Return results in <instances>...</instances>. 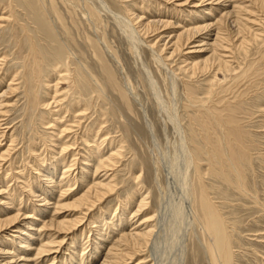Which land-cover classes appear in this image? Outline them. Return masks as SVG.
Wrapping results in <instances>:
<instances>
[{"label": "rangeland", "instance_id": "rangeland-1", "mask_svg": "<svg viewBox=\"0 0 264 264\" xmlns=\"http://www.w3.org/2000/svg\"><path fill=\"white\" fill-rule=\"evenodd\" d=\"M58 1L59 0H57V9L59 11V14L62 16L61 23H63V25L65 26L64 28H67L68 30H70L69 34H67L65 36L61 35L62 33H61L60 29H59V31H60L59 33H57V31L52 30V29L49 30L50 29L49 20L46 19L45 17H43L41 13H39L40 10L38 8V3L36 5V2L34 0H0V77H1L0 78V80H1L0 81V97H1V94L5 93V92L7 93L9 91V93L4 95V98L3 97L0 98V104L2 106L1 111H0V115L3 116L5 114L3 117L0 116V118H1L0 119L1 120L0 121V133L3 134L5 131V133L3 135L0 134V136L2 137V138L0 137V142L2 141L0 143L1 144L0 145V156L4 155L3 158L0 157L1 158L0 159V164H1L0 166L5 168L3 171L0 167V173L1 172H2L1 174L6 173L5 176L4 175L1 176V174H0V181H1L0 182L1 183L0 184L1 185L0 186V191H1L0 192V200H1L0 201V208H1L0 212L5 213V215L2 213L0 214V220H4V219L8 218V216H9V218H12V217L15 218V215L16 216L20 215L19 219L16 222H14L15 224L13 223L11 226H9L8 230H4V235L5 234L6 235H5V239H3V240L6 244L2 243L3 240H0V242L2 241L1 244H4V249H7L9 252H11V254L8 255V257L14 256L17 252L15 250H18L21 247L20 244H18V240L15 237H17V235L19 234V229H23L24 223L26 221H29V220H23V217L29 218V215H30V218L34 219V222L32 221L33 222L32 227L34 229L29 231V232H32V231L35 232L39 228H41L38 230V233H37V234H40V236H41L40 240L43 241L46 238L52 239V236H53V240H55V243L57 244V245L54 244L53 246L48 247V249H51V248L53 249L54 247L55 248L53 250L51 249V251H49V253L45 254V256L43 255L45 258H43V256H42L41 258L38 259V261H35L34 263H30V264H53V263L54 264H56V263L57 264L58 263L59 264H62V263L66 264L65 260L68 262L67 264H75L78 261L79 262L77 264H79V263L80 264H86L87 262H88L87 264H100V262L103 259V255H105L106 252L109 250L112 242L117 239V236L115 239V237H114L115 235H117V234L120 235L122 231L127 232L128 230L132 229L134 225L136 226V227L134 226L135 228H137L138 225L139 226L143 225V224H141V222L143 220H144V222L146 221V224H145L146 226L148 224H149L148 225L149 227L154 225L153 221L157 218L156 215H155L156 218H154L153 221L151 220L150 223L147 222L148 221L147 219L150 218L154 214L153 211H155V208H154L155 206H152V205H155L158 198H159V201L162 202V203H160V205H161L160 206L161 217H163V219L165 218L164 220L162 219V222H163L162 224L167 225V223L169 222L167 220L168 219L172 220V216H170V214H171V211L173 208V201L172 200L174 198V192H175L173 189L174 188L173 187L174 182L172 181L173 177L171 175V173H172L171 163H172V158L175 155L176 148L179 145V138H180L179 132H180L182 134V136H184L183 138H185L186 144L188 143L187 147H188V150L191 151L190 153L192 154V152H193V154H192L193 157L195 156L194 157L195 159H197V157H198L200 159V160L197 159L198 163L200 165L203 164L201 166L202 168L205 169V170L202 169L203 170L202 172L205 176V177L203 176V178H204L203 183L205 184L204 185L205 187L207 186L206 189H208L207 192L209 193L208 194L209 200H210L209 203L213 204V202H214V204H215L214 206H216L218 208V210L220 211L221 215L224 216L225 221L227 220L226 221V223H227L226 225H228L227 226V230H228L227 233H228V236L231 235V237H232V238L230 237L231 239L229 238L230 244H231L230 250H231V254H233V256L231 255L232 257L230 256L231 257L230 260H232L231 263L232 264H264V211H263L264 210V14L260 11H255L254 14L252 15L254 17V23L255 24L254 23L250 24L249 27L251 28V31H253L256 38H255V40H252L253 38H250V37L246 38V40H245L246 41V51L245 52L238 48L237 40L239 38L236 39L234 34H232L231 36L229 35L230 40H232V42L234 40V42L233 43L231 42L232 44H230L227 47L228 51H225L226 53H224L225 57L223 58V60L225 62L227 61L226 62L227 64L225 63V68H223V67L216 68L214 66V68L213 67L212 68L213 69L216 68V70H213L212 68H210L207 71L206 70L205 71L200 70V71L195 72L194 74H191V70H188V63H187L188 60L185 61L186 60L185 58L186 57L189 58V57H191V55L186 56L185 55L186 50H183L184 53L181 51V52H175L173 54H170L171 50L169 48L163 50V48H162L163 42L161 43L159 37H157L158 39L156 38V35L149 34L147 36H141L143 41L147 42L148 44H151L152 42L155 43L156 44V45H154L155 51L157 52L158 55H160L165 60L164 63L166 66L164 68V66L159 65L154 61V59L152 58L148 49H145V47L142 48V55H141L142 56V63L145 66H147V68L151 72L153 78L155 79L156 85H157L155 87L154 85H151V84L149 85L150 81L146 78V74L144 72L142 63H140V61H137V62L134 61L133 57L131 56V53L127 49L126 43L121 40V37L119 35L117 28L115 27L114 23L110 19L105 18V17H97V16L94 17L92 13L90 16L88 14V11H87L88 10L87 6L84 5L81 0H67V1L65 0L63 2H61V1L58 2ZM105 1L107 2L108 5L111 6L113 11L116 10V13L120 11L118 14L120 16L122 15V17L125 19L127 18V19L131 20V18H132V20H133V17L138 15V17H140L142 20L141 22H145L146 21L145 18H148V17H154V18H150V19H157L158 18L157 20L169 22L170 24H172V26H174V27L176 26V28L171 27L170 29H167L163 33H168L171 36H173V34L175 35L178 32L177 27H181V26L183 27L184 25H185V27H187V25H190L189 23L187 24V22H190L191 20H189V19H192L194 16L193 13L191 12L192 9H193V11H195V7H190V6H192V4L187 5V8L185 6V8L182 7V9H181V7H179V4L177 2H173L174 4L172 5L171 4L172 1L171 2L169 1V3H168V0H166V1L165 0H105ZM136 4H137V6H136ZM229 4H231V6H232L234 4V1L229 2ZM229 4L225 2L223 4L225 6V8L224 9L219 8L218 14L221 15V13H223V11H229L230 10ZM248 4L249 3L246 0L244 5L246 6ZM226 6H227V9H226ZM177 8H179V9H177ZM214 8H218V7L213 6L212 9H214ZM187 9L190 10V12ZM163 10H164V12H161ZM178 10H179V12H178ZM12 11H13V13H12ZM126 11L130 12L131 13L130 15H132V17L130 15H129L130 17L128 16L129 18L126 17V15L128 14V13L126 14ZM181 11H183V12H181ZM153 12L156 14V16ZM165 12L167 13V15ZM159 13H162V14H159ZM210 13L211 14L213 13L212 16L215 15V16H213L214 17L213 19L215 21L220 18V15L218 17V14L215 13L213 10ZM189 14H192V16H191L192 18L190 17ZM198 14H200V13H198ZM7 15H8L9 19H6ZM64 16L66 18L68 17L69 20L66 19ZM197 16H199V15H197V13H196L194 18H197ZM253 17H251L250 19H253ZM87 18L88 19L90 18V19L88 20ZM163 19H165V20H163ZM15 20L17 22H19V24L16 23ZM46 20H47V22H46ZM214 20H213V22H215ZM255 20L258 21V23ZM69 23L71 24V27L73 28V30L71 27H69V25H68ZM17 24H18V26H17ZM75 24H76V26H75ZM175 24H177V25H175ZM46 25H48V26H46ZM222 25H223L222 29H224L225 31L227 30V32H229V33H234L235 26L232 23L231 17L228 16L227 18H225L224 23ZM134 27L137 28L138 25L134 24ZM23 28H24V30H23ZM55 33H56V35H55ZM165 35H167V34H165ZM34 36H37V37H34ZM65 37L67 38V40H65ZM232 37H233V39H232ZM156 39H157V41H156ZM60 40L66 41L68 43V45H70L73 48V50L77 51L76 53H74V55L78 59H81V60L87 59L89 62L92 61L90 63V65L92 64L93 71H95L96 74H98L97 72L101 73L103 71L107 73V75L109 77L108 78V86H107L109 88H107V93H108V91H110L109 94H107V96L109 95L110 99L113 97L112 98L113 100L109 101L110 100L109 99V100L103 101V99L101 98V95L98 93V90L93 85L91 86V88L90 87L88 88V86L85 85L86 80H84V79H83L82 83H81L82 80L79 83L81 85V88H82V84H83V88L85 87L84 89L82 88L83 93L84 92L85 93L82 96V99H79L80 101L78 99L74 100L73 97L76 96V94H74V92L76 93V91H77V89L73 88V86L75 84V81L73 82V80L74 79L76 80V77H75L76 71H73V70H75V69H73V68H75V65L72 63L71 57L68 59L67 58L68 56L65 55L66 49H65V51H63L65 46L62 44L61 45L64 48L62 46H60V43H61ZM69 41L71 43H69ZM36 43L38 45H36ZM100 43H102V44H100ZM27 44L29 47L27 46ZM235 44L237 45L236 46L237 48L235 47ZM57 48L59 49V51L63 49L62 51L64 53V58L66 56L65 59H63V57H62L63 56L62 51L59 52ZM52 49H54V50L52 51ZM159 50H160V52H159ZM105 51L108 52V54L109 53L112 54V56H114L118 59L120 65H121V68L123 69V70H121V72L124 71L122 73V75L120 72H119L120 74L118 73L115 61L114 60L112 61L111 57L107 58ZM56 53L57 54L61 53V55L58 54V56H57ZM77 53L80 54L81 56H79V55L77 56ZM90 53H91V55H90ZM41 54L43 56H44V54H46L48 57L45 55L46 57L44 59L43 56H41ZM34 56H36V58L32 59L31 57H34ZM183 57H185V58H183ZM47 58H50V61L52 60L51 62H53V63L49 62ZM57 58H59L60 60L56 61ZM63 60H65L67 62H65ZM68 61L69 62L71 61V62L68 64ZM46 62H47V64H46ZM40 63L43 65L40 66ZM65 63H66V65H65ZM28 64H29V68L27 66ZM97 64H98V66H97ZM62 65H63V67H61ZM68 65L69 66L71 65V66L67 67ZM93 65L96 67L94 68ZM49 66H50V68H49ZM55 67L56 68L59 67L58 68L59 70L70 68L71 70L68 69L67 75H68L69 80H70V78H71V80L69 81L68 78H65V77H67V75L64 77V73H62V72L60 74H57L56 73L57 69ZM27 69L30 70L29 72H32L34 76H32V73L27 72L26 71ZM35 69H36V72H35ZM97 69H98V71H97ZM73 72H74V74H73ZM169 72H170L171 76H169ZM11 73L13 74V76H11L12 75ZM127 73H128V76H127ZM123 74H124V76H123ZM15 75H17V76H15ZM30 75L32 76V78ZM51 75L53 76L54 80L57 82L52 81L53 78ZM57 75L61 77V80L58 81L55 79L57 77ZM69 75H70V77H69ZM14 76H15V78H14ZM125 76H126V79H125ZM166 76H167L168 80L166 79ZM172 76H174V77L172 78ZM2 77H5V79ZM49 77H51V78H49ZM13 78H14V80H13ZM32 79H33V81H32ZM169 79H171L174 83H176L175 85H177V86H175L176 90L174 89V93L170 90L171 81ZM9 80H10V82H8ZM67 80L70 83L71 82L72 83L70 84ZM30 81L32 82V84ZM50 81L52 83L56 84V87L58 89V94L56 95V99H58L60 101L59 102L61 104L59 106L60 108L59 107L53 108V106L50 105L51 97H49V95L52 96V94H51V89H49V88H50V86L53 85V84H51ZM124 81L127 82L126 85H125ZM13 82H14V84H13ZM169 82H170V84H169ZM44 83H46V84H44ZM33 84L34 85L36 84V85L34 86ZM121 84L123 87L121 86ZM46 85H48V86L46 87ZM128 85L130 88L132 87V89H133V93H134L133 98L131 96L129 97V95L126 93L127 92L126 89L124 91V88H127ZM7 86L11 87L12 92H10L11 90L6 89ZM12 86H14V87L12 88ZM45 87H46V89H45ZM77 87H79V86L77 85ZM186 87H187V89H186ZM31 88H32V90H31ZM115 88H117V89H115ZM156 88L161 93V94H159L160 96L155 95L156 94ZM13 90L15 93L13 92ZM64 90H67V91H64ZM87 91H89V92H87ZM1 92H3V93H1ZM95 92H96V94H95ZM188 92H189V94H188ZM33 93H34V96H33ZM88 93H90V94L88 95ZM114 93L116 94L115 96H114ZM46 95H47V97H46ZM173 95H175V96H173ZM32 96H33V98H32ZM84 96H86V97H84ZM88 96H90V97L88 98ZM158 97H160V98H158ZM30 99H31V101H30ZM117 99H120L121 103L118 102L119 100H117ZM94 100H95V102H94ZM114 100L116 101V103L114 102ZM75 101H78L79 103H76ZM82 101H84V102H82ZM85 101L89 104L85 103ZM31 102H32V105H30ZM69 102H70V104H69ZM37 103H41V104L37 105ZM80 103L81 104L85 103V104L89 105V106H86L87 109H86V113H85L84 117L81 116V119L79 120L80 126H81V124H83V125L81 127L79 126L80 127V129H79L78 125L75 124L76 126L74 125V127H72V129H71L73 132H71V130H70L71 135L68 133V134H65L61 137L62 139L64 138L62 140V142H64V143L68 142V144L72 143L71 144L72 147L70 146L68 152H66L64 154H59L58 153L59 145H58V142L56 145V141H55L58 138L55 135L57 133L56 132L57 130L54 127L55 123L52 121L54 119H51L55 116H53L51 114V111H53V113L57 112V111L59 112L60 109L63 110L64 113L66 111H68V113H66V115H65V118H63L65 121L66 120L68 121V119H70V117L68 119H66V117L70 113L69 112V110H71L70 108L76 104L75 106H78V108L76 107V109H79L81 106ZM96 103H98V104H96ZM117 103H118V105H117ZM115 104L118 107L119 106H121V107L118 108ZM97 106L100 107L101 110H99V108ZM101 106H104V108ZM4 107H6V108L3 109ZM113 107H114V109H113ZM203 107H204V109H203ZM73 109H75V107H73ZM103 109H105V110H103ZM212 109H214V110H212ZM96 110L98 112H96ZM106 110L108 113L105 112ZM121 110L123 113L121 112ZM203 110L204 111L207 110V112L206 111L204 112ZM5 111H6V113H4ZM100 111H101V113L105 112V114H106L103 118H101ZM117 111H119L120 113ZM63 112L60 111L59 114L61 113L63 115ZM44 114L47 116H45ZM113 114H114V116H113ZM6 115H7V117H5ZM206 115H208V116H206ZM198 116H200L201 118L199 117L200 118L199 119ZM44 118H46V119H44ZM105 118L107 119V121ZM144 118H146V119H144ZM55 119H56V117H55ZM97 120L98 121L103 120V121H105V123L104 122L98 123ZM200 120H201V122H200ZM79 121H77V122L79 123ZM145 121H147V122H145ZM83 122H86V123H83ZM44 123L47 124L48 126L45 125ZM49 123H50V125H49ZM51 123H54V124H51ZM207 123L208 124L211 123V125H208ZM52 125H53V127H51ZM66 125L67 126L68 125L73 126V124H70V123H68V124L66 123ZM103 126H106L108 129L106 127H105L106 128L105 129ZM150 126L152 127V129L154 131L149 129ZM93 127H94V129H93ZM96 127L98 129H101L100 133L103 130L104 133H106V135L103 137L102 134H99L100 138L97 137L95 140V143L97 144L98 147H96V144H95V148H94V146H92L93 143H91V142L88 143V141L90 139L89 133L93 132V130H95ZM50 128H52V129L55 128V130H52V129L50 130ZM82 128H83V130H82ZM97 128L95 131L98 130ZM120 128L122 130H124L125 132L120 131L121 130ZM174 128H175V130H174ZM204 128H206V131ZM211 128H212V131H211ZM48 131L49 132L53 131L55 134H52L53 132L49 133ZM177 131H179V132H177ZM152 132H154V133H152ZM151 133L153 134L154 137L152 136ZM5 134H6V136H5ZM84 134L86 135V137ZM214 134H216V135H214ZM226 134H227V136H225ZM7 135L9 138L7 137ZM109 135H110V137H108ZM51 136L54 138L53 140H52ZM224 136H225V139H224ZM70 137H71V139H70ZM7 138H8V140H7ZM10 138H12V139H10ZM65 138H66V140H65ZM80 138H83L84 140L80 139ZM87 138H88V140H87ZM104 138H105V140H101ZM48 139H50V140L48 141ZM75 139H76V141L77 140H80V141H78V143H77L75 141ZM118 139H119V141H118ZM9 140L11 143H9ZM51 140L54 141L53 145H51L52 144ZM85 140H87V142H84ZM97 140H98V142H97ZM107 140H108V142H107ZM233 140H234V142H233ZM40 141H41V143H40ZM100 141L102 142V145H101ZM216 141H218V143ZM79 142H81V143H79ZM99 142H100V144H99ZM106 142L109 144V146ZM8 143H9V145H8ZM76 143H77V145H76ZM226 143L231 145V152H232L234 159H235L234 162L236 165L238 164L237 168H238V172L240 174V180L239 181H242L245 189H246V187L248 188V189H246L247 190L246 194L240 193V191H238V189L236 188L237 183H235V181L236 180L238 181L237 174H235V172L231 169L230 164L227 161H225L226 155L224 153H226V152L223 148L226 147ZM105 144H107V145H105ZM7 145L8 146L11 145V147H7ZM44 145H46V146H44ZM73 145H74V147H73ZM113 145L118 147L119 149L116 147H113ZM36 146H37V148H36ZM48 146H49V148H48ZM52 146H53V149H52ZM56 146H58V148H56ZM90 146H91V148H90ZM209 146H210V150H209ZM32 148L33 149L35 148L38 151L34 149L36 152L30 153L33 150ZM73 148L75 149V151ZM86 148L88 151L86 150ZM92 148H94V149L99 148V154L97 155L99 157L107 156L109 154V152L112 151V149H115V151H117V153L119 155V156L117 155L115 157L116 159H115V162L113 164L114 166L108 168V170L109 169L110 170L109 171L106 170V173L101 172L102 173L101 174L99 172L100 174L98 176L101 178V180L104 178H108L104 182H107L110 180L109 182H111V185L113 186L112 192L110 194L106 195L103 198V200H101L100 202H97L92 208H88L89 211L86 210L87 209L86 207H85L86 209L82 208V207H80L79 209L76 208V209H73V211H71L72 209L70 210V209L65 208V207L61 208L62 206L72 204L74 202V200L80 198V196L85 191L84 189H87L91 185V184H89V182L93 183V182H91V176L89 174L86 177L87 181H84L83 184H81V180L79 178L80 177V172H79L80 167L79 166H84V165H79V164H85V160H86L85 157L86 156H87V160L90 161L91 156H89V154H90L89 152H91ZM4 149H5V151H4ZM47 150L50 152H48ZM56 150H57V153L59 154V156L58 157L56 156L54 158L53 157L54 155H58V154H54V153H56L55 152ZM102 150H103V154H102ZM9 151L11 153L7 155V153H9ZM198 151H200L201 153L200 152L198 153ZM207 151H208V153H207ZM209 151H211V153ZM213 151L214 152L216 151L217 154H216V152L214 153ZM70 152H73V153H70ZM105 152L108 154L106 155ZM50 153L51 154L53 153V155H51ZM69 153L71 154L72 157L70 155H67ZM196 154H198V155L201 154V155L197 156ZM5 155L8 157H6ZM37 155L39 157H37ZM73 155L75 156L74 159H73ZM207 155L210 158H208ZM40 156H41V158H40ZM64 156H65V158H64ZM81 156H83V157H81ZM5 157L7 159H9L8 160L9 162L7 161V159ZM11 157H12V159H11ZM47 157L49 158V160L52 158L51 159L52 161H50V164H52V165L55 164L54 163L55 160L59 159V157L61 158V160L63 159L61 165L63 164L62 166H64V165L68 166L66 168V170L68 171V173L66 174L67 177H66V175L62 176V170H60V169L63 167H59L57 169V171L51 172L53 174V175H51V173L49 171H50V167H52V165L49 164V160ZM69 157L71 159H73L74 162ZM212 157L214 159H217V160L214 161V159ZM35 158H37V159H35ZM4 159H6V160H4ZM39 159H42L41 164H38V163H40ZM83 159H85L84 162L81 161ZM220 159H222V160H220ZM12 161H13V163H16V164H12ZM77 161L79 164L77 163ZM223 161H225L224 164H223ZM7 163L9 164V166ZM10 163L12 164V166L15 165L14 169H13V167H11ZM25 163L26 164L28 163L27 168H26ZM48 164L50 167H48ZM73 164H75V167ZM210 164L212 166H210ZM2 165H4V166H2ZM72 165L74 168L71 169L70 167ZM218 165H220V167H218ZM7 166L9 169L6 168ZM22 166L25 167V169H23L24 172L22 171ZM40 167H41V169L43 167L45 169L43 168L41 170ZM217 168L221 169L220 170L221 173L219 171H217V170H219ZM6 169H8V170H6ZM18 169L20 171L19 174H21V172H22L25 177L22 176V174L21 175L15 174V173H18V171H17ZM29 169H30V171H29ZM38 169H39V171H38ZM68 169H70V171ZM228 169L229 170L231 169V170L229 171ZM12 170L17 171V172L13 173ZM44 170L47 172H45ZM73 170H75V171H73ZM211 170L213 171V174H212ZM223 170H224V172H223ZM112 171H114V172H112ZM214 171L217 173H215ZM33 172L35 173L34 175L32 174ZM56 172L59 174L57 175ZM74 172H75V175H74ZM225 172H227L228 176H230V177H227L226 176L227 174ZM241 172L243 174V177H242ZM7 173H9V174H7ZM11 173H13V174H11ZM133 173H134V175H133ZM110 174H112V175H110ZM13 175L17 177L16 178L17 180L14 178ZM60 175H61V177H60ZM102 175H104V176H102ZM209 175H211V176H209ZM3 176L5 177V179ZM8 176L10 177V179ZM40 176L41 177L44 176V177L41 178ZM68 176H70V177H68ZM232 176H234V177H232ZM1 177H3V179ZM7 177H8V180H7ZM49 177H51V178H49ZM20 178L24 179L23 180L24 182L22 181L23 183L21 181H19V180H22ZM66 178H68L69 180H67ZM74 178H76V179H74ZM94 178H96V177H94ZM227 178H228V180H227ZM243 178H245L246 180ZM42 179L43 180L45 179L44 182ZM48 179H49V181H47ZM9 180L11 181L10 183H8ZM25 180L27 182L28 181L29 182L25 183L26 182ZM58 180H60L59 181L60 184H58ZM229 180H230V183H228ZM18 181H19V183H17V184L14 183V182H18ZM55 182L57 185L55 184L56 186L55 185L54 186L57 188H55V190H54L52 188V186ZM65 182H66V184H64ZM73 182H75L74 185H73ZM172 182H173V184H172ZM20 183L22 184L23 187H21ZM245 183L247 186L245 185ZM2 184H4V185H2ZM27 184H29V185H27ZM48 184L50 187L48 186ZM8 185H10V186H8ZM66 185L68 186V191H67ZM85 185H87V186H85ZM41 186L43 189L41 188ZM45 186L46 187L48 186L49 189L48 188L46 189ZM78 186H79V188H78ZM80 186H84V187H80ZM2 187L4 190L5 189L6 190L4 191L2 189ZM17 188L19 189V191L17 190ZM69 188H70V190H69ZM193 188H194V195L192 198L193 205H194L193 207L195 210V214L198 217L199 223L202 224L203 223V219L201 216L202 214L197 207L199 205L198 204V202H199L198 201V187H197V183L195 182V180H193ZM9 189H11V190H9ZM14 189H16V190H14ZM26 189H27V192H26ZM56 189H57V191H56ZM58 189H60V190H58ZM235 189H237V191ZM7 190H8L7 195L4 196L6 194ZM50 190H51L52 194L50 193ZM2 191H3L4 195H3ZM14 191L16 192V195H18V198L15 195ZM34 191L36 192V194L38 193V195L40 194L43 196L42 197L39 195L40 198L42 197L41 200H43V198H44L50 203V204L48 203V206H47L49 208V210L47 207L45 208L46 211L44 210V207L42 205L43 203L40 201V198L38 195H37L38 199L36 198V194ZM45 191H46V193H45ZM47 191L49 194L47 193ZM62 191H63V193L64 192L65 193L62 194ZM139 191H140V193H139ZM8 193L10 195H8ZM12 193H13V195H12ZM137 193H139L138 195H142V196H145L146 194L149 193V198L146 202L147 207L142 208V210L140 211V214L138 213L139 215L136 214V216H135L132 213H134V211L136 210V205H138V203L141 199V197L138 196ZM31 194H33L34 196ZM134 194H136L135 195L136 197H134ZM19 195L20 196L22 195V196L20 197ZM132 197H134L136 199H134ZM2 198L5 201L2 200ZM129 199L130 200L132 199L131 202L129 201ZM35 200L36 201L38 200V202H36ZM53 200H55V202ZM153 200L155 203L152 202ZM10 201H12V205L10 204L11 203ZM3 202L5 204L7 203V206ZM125 202H127L126 203L127 204V210L129 213L127 214V211H126V213L124 215H122L124 217H121V216H117L118 218L113 217L114 214L115 215H121V211H123V208H124L123 205ZM194 202H195V204H194ZM121 203L123 205H121ZM1 204H2L3 208H5V209L2 208ZM54 204L58 205V210H57L58 213L56 211L54 213V210H53ZM130 205H131V207H130ZM166 205H167V207H166ZM51 206L53 208H51ZM59 206L61 209L59 208ZM164 206L167 209H165ZM83 209H85V210H83ZM6 210H8V211H6ZM4 211H6V212H4ZM74 211H75V213H74ZM76 211H78V212H76ZM114 211H115V213H114ZM146 211H148V212H146ZM166 211H167V215H166ZM34 212L37 215H35ZM11 213L12 214L14 213V215H12ZM80 213H82V214L79 215ZM83 213L85 214L84 218L82 217V216H84ZM147 213L149 214V216ZM72 215H74V216L71 217ZM131 215L133 216L134 220H133ZM95 216H97V217H95ZM64 217H66V218L63 219ZM2 218H4V219H2ZM67 218H68V220H72L74 218H83V220H81L78 224H81L82 221H83V223L81 224V226L80 225L75 226L73 229H71V232H70V230H69V232L66 231V233H65V231H60V233H59V231L55 228V226L54 227H45L46 230H45V228L42 229V222L44 223L46 221L45 223H47L51 220L53 223H57V222L65 221ZM121 218H123V219H121ZM139 218H140L141 222H139ZM127 219L129 220V223H128ZM40 220H42V221L40 222ZM105 220H107V221H105ZM125 220H127V222L124 223L123 225L121 224L120 227L116 231H114L116 233V234H114V232L112 231L113 230L112 227L115 228V226H117L118 222H124ZM84 221H86L85 224H84ZM88 221H90V222H88ZM104 221H105V223H104ZM108 221H110L111 223ZM130 222H132V223H130ZM135 222H136V224H135ZM93 223L94 224L96 223L95 225H97V226H95ZM127 223H128V225H127ZM137 223H138V225H137ZM131 224L132 225L134 224V225L132 226ZM85 225L88 228L85 227ZM100 226H103L104 230L103 229L102 230L104 231L103 232L104 236L99 235L100 232L97 231L98 227H100ZM16 227H18V228H16ZM47 228H50V229L52 228V229L50 230ZM86 228H87V230H86ZM109 228H110V230H109ZM122 228H124V229H122ZM128 228H130V229H128ZM140 228L142 229V228H144V226L140 227ZM163 228H164V226L162 227V230H161V231H163L161 233V236H160L161 240H160V238L158 240H155L154 232L156 234L158 232V228H156V230L154 229V232H153L154 237L153 236L151 237V241H149L146 244L147 246L142 245L138 249L137 255L133 256V258L130 260H128L129 258L126 259L125 260L126 263H123V264H152V263L154 264V258H157L158 264H165V263L170 264V262H172V261L174 263L173 259L179 257L177 255H179V253H180L179 244L181 242L180 240H181L182 234L179 236L180 239L178 238V240L176 241L175 244L174 243L171 244V246L174 244L171 247L169 245L170 244L169 240H168L169 238L166 235L167 234L166 233L167 227H166V230H163ZM194 229L195 230H193V232L196 233L198 240L201 241L202 238H200L201 236L199 237V235H198L200 230H199V225L197 223L195 224ZM16 230H18V231H16ZM41 230L43 231L42 233H41ZM90 230L94 233L96 238ZM105 231H107V232H105ZM45 232H46V234H45ZM85 232H86V234H84ZM76 233L79 234V236ZM57 235H58V237H57ZM72 235H75V239L73 242L71 239L73 237ZM105 236L108 237L109 239L103 238ZM35 237H37V235ZM56 237H57V239H56ZM91 237H92V239H91ZM194 237H195V235H193V233H189L188 236L186 237V241H185L186 258H185V260L187 259V256H190L193 254L195 256L197 255L196 250L198 249V245H197V242L195 239L196 237L195 238ZM218 237H219V235H218ZM20 238L22 240L24 238V236L23 237L21 236ZM78 238H79V241H78V245H77L76 243H77ZM13 239H14L15 243L11 244V241ZM63 239H66L67 241L64 240L65 242H63ZM89 239H91V240H89ZM164 239H166V242ZM70 240L72 243H70ZM83 240L86 242H84ZM92 240H95V241L93 242ZM97 240L99 242L100 241L101 242L99 243V242H97ZM109 240H111V242ZM231 240H232V242H231ZM57 241L59 243L61 241V243L59 244ZM90 241H92V242H90ZM31 242H32V240H31ZM31 242H30L29 246H31ZM43 243H44V241H43ZM58 244H59V246H58ZM67 244H69V245H67ZM83 244H84V246H83L84 248L82 247ZM101 244H102V246H101ZM232 245H234V246H232ZM56 246H58V247H56ZM98 247H102L101 250ZM31 248H33V245L31 246ZM95 248L98 249L99 254H97L98 251L95 253V251H96ZM84 249H86V250H84ZM26 250L28 251L29 248H27ZM54 250H56V251L54 252ZM64 250H66V251H64ZM102 250L104 251V253ZM152 250L154 251V253L152 252ZM13 251H14V253H13ZM90 251H92V255H91ZM148 251H150V253ZM21 252L22 251H20V253ZM65 252H66V254H65ZM20 253L18 252V254H20ZM25 253H26V251L23 252V255H22L23 257H25L24 256ZM72 253H74V254H72ZM89 253H90L91 257L89 255L87 256V254H89ZM75 254H77V255H75ZM79 254H81V255H79ZM60 255H61V257H60ZM78 255H79V257L77 260ZM174 255H176V256H174ZM8 257H5V258H8ZM65 257H66V259H65ZM72 257H74V258L76 257V258L74 259ZM30 258L32 259L31 255H30ZM51 258L53 261H51ZM53 258H56V259H53ZM59 258H60V260H59ZM165 258H168V260H165ZM8 259H11V258H8ZM68 259H69V261H68ZM14 260L18 261L17 258H13V260H12L13 262H16ZM73 260H75V261H73ZM7 261H9V260H7ZM22 263L23 262H21V263L19 262V264H22ZM194 264H201V262L199 259H196Z\"/></svg>", "mask_w": 264, "mask_h": 264}, {"label": "bare ground", "instance_id": "bare-ground-1", "mask_svg": "<svg viewBox=\"0 0 264 264\" xmlns=\"http://www.w3.org/2000/svg\"><path fill=\"white\" fill-rule=\"evenodd\" d=\"M35 2H36V5H37V3H38V8H39V10H40V12L39 13H41L42 14V16L43 17H45L46 19H48L49 20V24H50V29L49 30H55V31H57V33H59L60 31H59V29L61 30V35H67V34H69V31L70 30H68L67 28H64L65 26L63 25V23H61V19H62V16L59 14V11H58V9H57V0H34ZM59 1H61V2H63V1H65V0H59ZM58 1V2H59ZM67 1V0H66ZM82 2H83V4L84 5H86L87 6V8H88V14L91 16V13L93 14V16L95 17V16H97V17H105V18H108V19H110L113 23H114V25H115V27L117 28V30H118V32H119V35H120V37H121V40L122 41H124L125 43H126V45H127V49L129 50V52L131 53V56L133 57V59H134V61L135 62H137V61H140V63H142V48L143 47H145V49H148V51L150 52V54H151V56H152V58L154 59V61L157 63V64H159V65H162V66H164V68H165V63H164V58H162L160 55H158L157 54V52L155 51V46L154 45H156L155 43H151V44H148L147 42H145V41H143V39L141 38V36H147V35H149V34H153V35H156V38L157 37H159V39H160V41H161V43L163 42V46H162V48H163V50H165V49H170L171 50V53L170 54H173V53H175V52H183V50H186L185 51V55L187 56V55H191V57H183V58H185L184 60L185 61H187L188 60V70H191V74H194L195 72H197V71H207L208 69H210V68H214V66L216 67V68H220V67H223V68H225V63L227 62H225L224 60H223V58L225 57L224 56V53H226L225 51H228L227 50V47L230 45V44H232L233 42H234V40H233V42H232V40H230V36L232 35V34H234V36H235V38L236 39H238L237 40V42H238V48L239 49H241V50H243L244 52L246 51V38L247 37H250V38H253L252 40H255V35H254V33H253V31H251V28L249 27L250 26V24H253L254 23V17L252 16L253 14H254V12L255 11H260V12H262L263 14H264V0H247L248 1V5H244L245 4V1L246 0H168V3H169V1L171 2V4L173 5L174 3L173 2H177L178 4H179V7H181V9H182V7L183 8H185V6H186V8H187V5H189V4H192V6H190V7H195V11H193V9H192V13H193V18L191 17L192 16V14H189L190 15V17L192 18V19H189V20H191L190 22H187V24L189 23L190 25H187V27H185V25L182 27H177V33L174 35L173 34V36H171V35H169L168 33H163V32H165L167 29H170L171 27H174V26H172V24H170L169 22H166V21H162V20H157V19H150V18H154V17H148V18H145L146 19V21L145 22H141L142 20H141V18L140 17H138V15L137 16H135V17H133V20H132V18H131V20L130 19H125V18H123L122 17V15L120 16L118 13L120 12H117L116 13V10L115 11H113V9L111 8V6L110 5H108L107 4V2L105 1V0H81ZM166 1V0H165ZM234 1V4L231 6V4H229V2H233ZM244 1V2H243ZM34 2V3H35ZM152 2V1H151ZM228 3L229 5H230V10L229 11H223V13H221V15L220 14H218V10H219V8L220 9H224L225 8V6L223 5L224 3ZM153 4V3H152ZM171 5V6H172ZM136 6H137V4H136ZM213 6L215 7V6H217L218 8H214V9H212L213 8ZM60 7V6H59ZM167 7V6H166ZM177 7V6H176ZM175 7V8H176ZM37 8V7H36ZM161 9V8H160ZM166 9V8H165ZM177 9H179V8H177ZM180 9V10H181ZM226 9H227V6H226ZM162 10V9H161ZM167 10V9H166ZM188 10V9H187ZM198 12H197V11ZM214 11L215 13H217L218 14V17H219V15H220V18L218 19V20H214L213 18V16H215V15H213L212 16V14L210 13L211 11ZM184 11V10H183ZM183 11H181V12H183ZM189 12H190V10H188ZM187 11V12H188ZM161 12H164V10L163 11H161ZM178 12H179V10H178ZM188 12V13H189ZM197 13V15H199V16H197V18H194L195 17V14ZM12 13H13V11H12ZM128 13V14H127ZM154 13V12H153ZM157 13V12H156ZM166 13V12H165ZM187 13V14H188ZM198 13H200V14H198ZM126 17H128L131 13L130 12H127L126 11ZM155 14V13H154ZM159 14H162V13H159ZM166 15H167V13H166ZM181 15V14H180ZM41 16V17H42ZM131 17H132V15H130ZM129 16V17H130ZM154 16V15H153ZM155 16H156V14H155ZM182 16V15H181ZM188 16V15H187ZM231 17L232 18V23H233V25L235 26V29H234V33H229V32H227V30L225 31L224 29H222L223 28V23H224V19L225 18H227V17ZM255 16V15H254ZM7 18L6 19H9V17H8V15L6 16ZM65 17V16H64ZM128 17V18H129ZM158 17V16H157ZM162 17V16H161ZM251 17H253V19H250ZM66 18V17H65ZM156 18V17H155ZM183 18V17H182ZM217 18V17H216ZM66 19H68L69 20V18L67 17ZM88 19V18H87ZM90 19V18H89ZM88 19V20H89ZM215 21V22H213V20ZM11 20V19H10ZM144 20V19H143ZM163 20H165V19H163ZM256 21V20H255ZM15 22L16 23H18L19 24V22H17L16 20H15ZM46 22H47V20H46ZM69 22V21H68ZM135 22V23H134ZM257 23H258V21H256ZM135 25H138V27L136 28V27H134V24ZM15 24V23H14ZM18 24H17V26H18ZM255 24V23H254ZM69 25V27H71V24L69 23L68 24ZM90 25V24H89ZM175 25H177V24H175ZM180 25V24H179ZM178 25V26H179ZM257 25V24H256ZM46 26H48V25H46ZM75 26H76V24H75ZM91 26V25H90ZM60 27V28H59ZM185 27V28H184ZM72 28V27H71ZM174 28H176V26L174 27ZM23 30H24V28H23ZM72 30H73V28H72ZM233 32V31H232ZM47 33V32H46ZM48 34V33H47ZM165 34H167V35H165ZM25 35V34H24ZM28 35V34H27ZM55 35H56V33H55ZM230 35V36H229ZM38 36V35H37ZM37 36H34V37H37ZM58 36V35H57ZM60 36V35H59ZM161 36V37H160ZM239 36V37H238ZM26 37V36H25ZM61 38V37H60ZM85 38V37H84ZM158 39V38H157ZM157 39H156V41H157ZM232 39H233V37H232ZM30 40V39H29ZM62 40V39H61ZM60 40V46H62V45H64L65 46V48H64V50L63 51H65V49H66V54L65 55H67L68 57V59L71 57V60H72V63L75 65V68H73V69H75V70H73V71H76V75H75V77H76V80L78 81H76L75 79L73 80V82L75 81V84H74V86H73V88L74 89H77V91H76V93L74 92V94H76V96L75 97H73L74 98V100H79V99H82V96L84 95V93H83V90H82V88H83V84H82V88H81V85H80V81H81V83L83 82V79L84 80H86V82H85V85L86 86H88V88L90 87L91 88V86L93 85L97 90H98V93L101 95V98L103 99V101L104 100H109L110 98H109V95L107 96V94H109V92L110 91H108V93H107V88H109V87H107L108 86V75H107V73L106 72H97L98 74H96L95 73V71H93V67H92V64L90 65V63L92 62H89L87 59H83V60H81V59H78L75 55H74V53H76L77 51L76 50H73V48L70 46V45H68V43L66 42V41H61ZM65 40H67V38L65 37ZM159 41V42H160ZM36 42V41H35ZM100 42V41H99ZM232 42V43H231ZM28 43V42H27ZM69 43H71L70 41H69ZM236 43V42H235ZM29 44V43H28ZM28 44H27V46H28ZM62 44V45H61ZM100 44H102V43H100ZM36 45H38L37 43H36ZM169 45V46H168ZM73 46V45H72ZM105 46V45H104ZM234 46V45H233ZM237 45L235 44V47H236ZM29 47V46H28ZM42 47V46H41ZM58 47V46H57ZM43 48V47H42ZM53 48V47H52ZM237 48V47H236ZM235 48V49H236ZM49 49V48H48ZM55 49V48H54ZM54 49H52V51L54 50ZM58 49V48H57ZM108 49V48H107ZM62 50H60V51H62ZM91 50V49H90ZM89 50V51H90ZM144 50V49H143ZM162 50V51H163ZM58 51H59V49H58ZM59 51V52H60ZM63 51H62V53H63ZM75 51V52H74ZM107 51V50H106ZM105 51V54H106V56H107V58L108 57H111V59H112V61L114 60L115 61V63H116V67H117V71H118V73L120 72L121 73V75H122V73L124 72H121V70H123L122 68H121V65H120V63H119V61H118V59L116 58V57H114V56H112V54H108V52H106ZM39 52V51H38ZM42 52V51H41ZM56 52V51H55ZM54 52V53H55ZM159 52H160V50H159ZM167 52V53H168ZM184 53V52H183ZM182 53V54H183ZM37 54V53H36ZM53 54V53H52ZM57 54V53H56ZM58 54H60L61 55V53H58ZM58 54H57V56H58ZM165 54V53H164ZM46 54H44V56L41 54V56H43V58L45 59V57L47 56H45ZM59 55V56H60ZM81 56L80 54H78L77 53V56ZM90 55H91V53H90ZM111 55V56H110ZM162 55V54H161ZM167 55V54H166ZM194 55V56H193ZM51 56V55H50ZM49 56V57H50ZM48 57V56H47ZM53 57V56H52ZM55 57V56H54ZM63 59H65L66 58V56H65V58H64V53H63ZM61 57V58H62ZM165 57V56H164ZM168 57V56H167ZM32 59H35L36 58V56H34V57H31ZM39 58V57H38ZM41 58V57H40ZM51 58V57H50ZM50 58H47L48 59V61L49 62H51L50 61ZM81 58V57H80ZM54 59V58H53ZM92 59V58H91ZM110 59V58H109ZM55 60V59H54ZM53 60V61H54ZM58 60H60L59 58H57V60L56 61H58ZM183 60V61H184ZM2 61V60H1ZM31 61V60H30ZM46 61V60H45ZM63 61H65V60H63ZM111 61V62H112ZM34 62V61H33ZM40 62V61H39ZM61 62V61H60ZM65 62H67V61H65ZM71 62V61H70ZM69 61H68V64L70 63ZM25 63V62H24ZM44 63V62H43ZM51 63H53V62H51ZM96 63V62H95ZM113 63V62H112ZM186 63V62H185ZM35 64V63H34ZM46 64H47V62H46ZM94 64V63H93ZM227 64V63H226ZM41 65H43V64H41L40 63V66ZM45 65V64H44ZM58 65V64H57ZM60 65V64H59ZM64 65V64H63ZM63 65L61 66V67H63ZM65 65H66V63H65ZM72 65V64H71ZM70 65V66H71ZM115 65V64H114ZM113 65V66H114ZM186 65V64H185ZM28 66V68H29V64L27 65ZM56 66V65H55ZM69 65L67 66V67H70ZM94 66V65H93ZM97 66H98V64H97ZM112 66V67H113ZM142 66H143V69H144V72H145V74H146V78L150 81V83H149V85L151 84V85H154L155 87L157 86L156 85V81H155V79L153 78V76H152V74H151V72L149 71V69L147 68V66H145L143 63H142ZM36 67V66H35ZM46 67V66H45ZM48 67V66H47ZM60 67V66H59ZM58 67V68H59ZM96 66H94V68H95ZM37 68V67H36ZM49 68H50V66H49ZM56 68V67H55ZM58 68H56L55 70H56V73L57 74H60L61 72L62 73H64V77L68 74V69L69 70H71L70 68H66V69H63V70H59ZM115 68V67H114ZM212 68V69H213ZM216 68L215 69H213V70H216ZM52 69V68H51ZM116 69V68H115ZM141 69V68H140ZM32 70V69H31ZM185 70V69H184ZM27 72H29L30 70H26ZM97 71H98V69H97ZM115 71V70H114ZM139 71V70H138ZM210 71V70H209ZM35 72H36V69H35ZM55 72V71H54ZM71 72V71H70ZM141 72V71H140ZM139 72V73H140ZM29 73H32V72H29ZM116 73V72H115ZM119 73V74H120ZM12 74V73H11ZM73 74H74V72H73ZM141 74V73H140ZM213 74V73H212ZM8 75V74H7ZM37 75V74H36ZM43 75V74H42ZM142 75V74H141ZM11 76H13V74L11 75ZM15 76H17V75H15ZM15 76H14V78H15ZM31 76V75H30ZM32 76H34L33 75V73H32ZM32 76H31V78H32ZM38 76V75H37ZM52 76V75H51ZM62 76V75H61ZM123 76H124V74H123ZM122 76V77H123ZM127 76H128V73H127ZM145 76V75H144ZM143 76V77H144ZM169 76H171L170 75V72H169ZM9 77V76H8ZM39 77V76H38ZM56 77V76H55ZM69 77H70V75H69ZM174 76H172V78H173ZM1 78V77H0ZM2 78H4L5 79V77H2ZM12 78V77H11ZM14 78H13V80H14ZM49 78H51V77H49ZM52 78H53V76H52ZM65 78H68V75H67V77H65ZM171 78V79H172ZM29 79V78H28ZM56 80H61V77L60 76H58L57 75V77L55 78ZM123 79V78H122ZM125 79H126V76H125ZM166 79L168 80V78H167V76H166ZM171 79H169L170 81H171V84H170V82H169V84H170V90L174 93V89H175V86H177V85H175L176 83H174ZM7 80V79H6ZM11 80V79H10ZM10 80L8 81V82H10ZM47 80V79H46ZM68 80H69V78H68ZM67 80V81H68ZM70 80H71V78H70ZM69 80V81H70ZM147 80V81H148ZM166 80V81H167ZM176 80V79H175ZM174 80V81H175ZM1 81V80H0ZM16 81V80H15ZM28 81V80H27ZM32 81H33V79H32ZM52 81H54V82H57V81H55L54 80V78L52 79ZM65 81V80H64ZM68 81V82H69ZM179 81V80H178ZM31 82V81H30ZM35 82V81H34ZM49 82V81H48ZM51 82V81H50ZM125 82V81H124ZM24 83V82H23ZM37 83V82H36ZM70 83V82H69ZM72 83V82H71ZM70 83V84H71ZM126 83L127 82H125V85H126ZM7 84V83H6ZM13 84H14V82H13ZM31 84H32V82H31ZM44 84H46V83H44ZM48 84V83H47ZM50 84V83H49ZM51 84H53L52 86H50V88L49 89H51V94H52V96H50L49 95V97H51V103H50V105L51 106H53V108H56V107H59L61 104L59 103L60 101L58 100V99H56V95L58 94V89H57V87H56V84H54V83H52L51 82ZM123 84V83H122ZM122 84H121V86H122ZM34 85V84H33ZM36 85V84H35ZM34 85V86H35ZM77 85L79 86V87H77ZM6 86V85H5ZM19 86V85H18ZM48 85H46V87H47ZM114 86V85H113ZM153 86V87H154ZM169 86V85H168ZM14 86H12V88H13ZM37 87V86H36ZM35 87V88H36ZM46 87H45V89H46ZM69 87V86H68ZM115 87V86H114ZM123 87V86H122ZM18 88V87H17ZM85 88V87H84ZM83 88V89H84ZM177 88V87H176ZM6 89H8V90H11V87L10 86H7L6 87ZM34 89V88H33ZM115 89H117V88H115ZM125 89H126V93L129 95V97L131 96L132 98H133V96H134V93H133V89H132V87L130 88L129 87V85H128V87L127 88H124V91H125ZM155 89V88H154ZM186 89H187V87H186ZM185 89V90H186ZM7 90V91H8ZM15 90V89H14ZM14 90H13V92H14ZM30 90V89H29ZM31 90H32V88H31ZM72 90V89H71ZM109 90V89H108ZM176 90V89H175ZM62 91V90H61ZM64 91H67V90H64ZM85 91V90H84ZM154 91V90H153ZM10 92H12V90L10 91ZM30 92V91H29ZM33 92V91H32ZM72 92V91H71ZM83 94H82V93ZM87 92H89V91H87ZM86 92V93H87ZM93 92V91H92ZM1 93H3V92H1ZM7 93H9V91L7 92ZM6 92L5 93H3V94H1V97H3L4 98V95L5 94H7ZM15 93V92H14ZM68 93V92H67ZM155 93V92H154ZM11 94V93H10ZM29 94V93H28ZM48 94V93H47ZM65 94V93H64ZM69 94V93H68ZM71 94V93H70ZM73 94V95H74ZM90 93H88V95H89ZM94 94V93H93ZM95 94H96V92H95ZM94 94V95H95ZM159 94H161L160 92H159V90L156 88V94L155 95H157V96H160ZM188 94H189V92H188ZM60 95V94H59ZM62 95V94H61ZM86 95V94H85ZM116 94L114 93V96H115ZM33 96H34V93H33ZM33 96H32V98H33ZM36 96V95H35ZM67 96V95H66ZM87 96V95H86ZM86 96H84V97H86ZM111 96V95H110ZM156 96V97H157ZM173 96H175V95H173ZM185 96V95H184ZM0 97V98H1ZM6 97V96H5ZM46 97H47V95H46ZM58 97V96H57ZM90 96H88V98H89ZM92 97V96H91ZM108 97V98H107ZM119 97V96H118ZM61 98V97H60ZM93 98V97H92ZM91 98V99H92ZM113 98V97H112ZM110 99L109 101H111V100H113V99ZM158 98H160V97H158ZM90 99V100H91ZM97 99V98H96ZM191 99V98H190ZM34 100V99H33ZM37 100V99H36ZM49 100V99H48ZM66 100V99H65ZM64 100V101H65ZM89 100V99H88ZM117 100H119L118 102H120V99H117ZM130 100V99H129ZM159 100V99H158ZM30 101H31V99H30ZM40 101V100H39ZM49 101V102H50ZM62 101V100H61ZM72 101V100H71ZM70 101V102H71ZM80 101V100H79ZM87 101V100H86ZM85 101V103H87ZM99 101V100H98ZM101 101V100H100ZM108 101V102H109ZM186 101V100H185ZM7 102V101H6ZM5 102V103H6ZM37 102V101H36ZM70 102H69V104H70ZM76 103H79L78 101H75ZM82 102H84V101H82ZM94 102H95V100H94ZM107 102V101H106ZM114 102L116 103V101L114 100ZM3 103V102H2ZM43 103V102H42ZM48 103V102H47ZM46 103V104H47ZM66 103V102H65ZM68 103V102H67ZM85 103H83V104H81V106H80V108L79 109H76V107L78 108V106H75V105H73L70 109L71 110H69V115L66 117V119H68L69 117H70V119H68V121L66 120H64L63 118H65V115H66V113H68V111H66L65 113L63 112V110H59V112L60 111H62L63 112V115L61 114H59V112L57 111V112H54L53 113V111H51V114L53 115V116H55L56 117V119H55V117H53V118H51V119H54V120H52L54 123H55V128H56V134L53 132V131H51V132H49V133H52V134H55L56 135V137H58L55 141H56V145H57V142H58V145H59V148H58V146H56V148H58V153L59 154H64V153H66V152H68V150H69V148H70V146L72 147V143H70V144H68V142L67 143H64V142H62V140L64 139H62L61 137L63 136V135H65V134H70V130L72 129V127H74V125L76 124V125H78V128L80 129V127L83 125V124H81V126H80V119H81V116H83L84 117V115H85V113H86V109H87V107L86 106H89V105H87V104H89V103H87V104H85ZM112 103V102H111ZM121 103V102H120ZM125 103V102H124ZM214 103V102H213ZM39 104H41V103H37V105H39ZM96 104H98V103H96ZM113 104V103H112ZM30 105H32V102H31V104ZM49 105V104H48ZM63 105V104H62ZM92 105V104H91ZM101 105V104H100ZM107 105V104H106ZM116 105V104H115ZM117 105H118V103H117ZM116 105V106H117ZM125 105V104H124ZM123 105V106H124ZM7 106V105H6ZM43 106V105H42ZM66 106V105H65ZM1 104H0V111H1ZM68 107V106H67ZM73 107H75V109H73ZM98 107V106H97ZM101 107H103L104 108V106H101ZM107 107V106H106ZM118 107V106H117ZM119 107H121V106H119ZM118 107V108H119ZM216 107V106H215ZM6 107H4L3 109H5ZM42 108V107H41ZM46 108V107H45ZM60 108V107H59ZM65 108V107H64ZM69 108V107H68ZM94 108V107H93ZM99 108V110H101L100 109V107H98ZM193 108V107H192ZM214 108V107H213ZM2 109V110H3ZM50 109V108H49ZM108 109V108H107ZM113 109H114V107H113ZM117 109V108H116ZM203 109H204V107H203ZM53 110V109H52ZM56 110V109H55ZM54 110V111H55ZM67 110V109H66ZM103 110H105V109H103ZM118 110V109H117ZM212 110H214V109H212ZM49 111V112H50ZM204 111V110H203ZM206 112H207V110H205ZM204 111V112H205ZM96 112H98L97 110H96ZM106 113H108L107 112V110L105 111ZM105 112L103 113H101V111H100V115H101V118H103L106 114H105ZM117 112H119V111H117ZM121 112H122V110H121ZM4 113H6V111L4 112ZM89 113V112H88ZM87 113V114H88ZM120 113V112H119ZM123 113V112H122ZM144 113V112H143ZM202 113V112H201ZM210 113V112H209ZM199 114V113H198ZM216 114V113H215ZM3 115V114H2ZM5 115V114H4ZM3 115V116H4ZM45 115V114H44ZM51 115V116H52ZM111 115V114H110ZM109 115V116H110ZM123 115V114H122ZM121 115V116H122ZM1 116V115H0ZM3 116H1V117H3ZM45 116H47V115H45ZM49 116V115H48ZM113 116H114V114H113ZM124 116V115H123ZM206 116H208V115H206ZM210 116V115H209ZM218 116V115H217ZM221 116V115H220ZM5 117H7V115L5 116ZM86 117V116H85ZM98 117V116H97ZM200 116H198V118H199ZM215 117V116H214ZM47 118V117H46ZM46 118H44V119H46ZM49 118V117H48ZM100 118V117H99ZM100 118V119H101ZM114 118V117H113ZM201 118V117H200ZM199 118V119H200ZM221 118V117H220ZM1 119V118H0ZM50 119V120H51ZM106 119V118H105ZM104 119V120H105ZM125 119V118H124ZM144 119H146V118H144ZM204 119V118H203ZM212 119V118H211ZM48 120V119H47ZM64 120V121H63ZM99 120V119H98ZM97 120V121H98ZM111 120V119H110ZM222 120V119H221ZM1 121V120H0ZM49 121V120H48ZM77 121H79V123L77 122ZM106 121H107V119H106ZM207 121V120H206ZM214 121V120H213ZM47 122V121H46ZM50 122V121H49ZM63 122V123H62ZM105 123V121H103V120H101V121H98V123ZM145 122H147V121H145ZM200 122H201V120H200ZM208 122V121H207ZM215 122V121H214ZM222 122V121H221ZM54 123H51V124H54ZM66 123L68 124V123H70V124H73V126H71V125H66ZM82 123V122H81ZM83 123H86V122H83ZM91 123V122H90ZM127 123V122H126ZM223 123V122H222ZM229 123V122H228ZM45 124V123H44ZM43 124V125H44ZM94 124V123H93ZM202 124V123H201ZM208 124V123H207ZM220 124V123H219ZM42 125V124H41ZM45 125H47V124H45ZM49 125H50V123H49ZM75 125V126H76ZM149 125V124H148ZM208 125H211V123L210 124H208ZM48 126V125H47ZM80 126V127H79ZM95 126V125H94ZM97 126V125H96ZM99 126V125H98ZM51 127H53V125L51 126ZM87 127V126H86ZM85 127V128H86ZM102 127V126H101ZM104 128L106 127V126H103ZM202 127V126H201ZM211 127V126H210ZM55 128H50V130L52 129V130H55ZM97 128V127H96ZM96 128H95V130H96ZM107 128V127H106ZM105 128V129H106ZM119 128V127H118ZM203 128V127H202ZM213 128V127H212ZM212 128H211V131H212ZM92 129V128H91ZM90 129V130H91ZM93 129H94V127H93ZM98 129V128H97ZM108 129V128H107ZM121 129V128H120ZM149 129H151V130H153L152 129V127L150 126L149 127ZM178 129V128H177ZM205 129V131H206V128H204ZM203 129V130H204ZM233 129V128H232ZM82 130H83V128H82ZM95 130H93V132H90L89 133V141H88V143L89 142H91V143H93L92 144V146H94V148H95V140H96V138L98 137V138H100V135L99 134H102V136L104 137L105 135H106V133H104V131L102 130V132L104 133H100V131H101V129H98L97 131H95ZM174 130H175V128H174ZM46 131V130H45ZM95 131V132H94ZM120 131H124V130H120ZM128 131V130H127ZM154 131V130H153ZM180 131V130H179ZM179 131H177V132H179ZM47 132V131H46ZM71 132H73L72 130H71ZM87 132V131H86ZM108 132V131H107ZM125 132V131H124ZM225 132V131H224ZM4 133H5V131H4ZM3 133V134H4ZM83 133V132H82ZM88 133V132H87ZM123 133V132H122ZM152 133H154V132H152ZM151 133V134H152ZM206 133V132H205ZM0 134H2V133H0ZM2 134V135H3ZM76 134V133H75ZM108 134V133H107ZM110 134V133H109ZM125 134V133H124ZM131 134V133H130ZM150 134V135H151ZM223 134V133H222ZM48 135V134H47ZM50 135V134H49ZM71 135V134H70ZM74 135V134H73ZM79 135V134H78ZM85 135V134H84ZM214 135H216V134H214ZM5 136H6V134H5ZM54 136V135H53ZM67 136V135H66ZM80 136V135H79ZM152 136H153V134H152ZM179 136H180V138H179V145H178V147L176 148V152H175V155H174V157L172 158V163H171V167H172V173H171V175H172V177H173V182H174V184H173V182H172V184L174 185L173 187V189H174V198H173V208H172V211H171V214H170V216H172V220L171 219H168L167 221H169L168 223H167V225H165V224H162L163 222H162V219H163V217H161V213H160V203H162V202H160L159 201V198L157 199V202L155 203L154 202V200L152 201L153 203H155V205H152V206H155L154 208H155V211H153V215L150 217V218H148L147 220V222H151V220L153 221L154 220V218H156L153 222H154V225L153 226H146L145 224H146V221L144 222V220L141 222L140 221V218H139V222H141V224H143V225H141V226H139L138 225V223H137V228H135L132 224V226H133V228L132 229H130V228H128V229H130V230H128L127 232L126 231H122L121 232V234L120 235H115L114 237H115V239H116V236H117V239L115 240V241H113L112 242V244L110 245V248H109V250L106 252V254L105 255H103V259H102V261L100 262V264H123V263H126V259H128V260H130V259H132L133 258V256H135V255H137V252H138V249L142 246V245H146L149 241H151V237L153 236V232H154V229L156 230V228H158V232L155 234V232H154V236H155V240H158L159 238H160V240H161V233L163 232V231H161L162 230V227L164 226V228H163V230H166V227H167V231H166V235L168 236V240H169V245L171 246V244L172 243H176V241L178 240V238H179V236L182 234V236H181V242H180V244H179V246H180V253H179V255H177V256H179L178 258H175V259H173L174 260V263H173V261L172 262H170V264H194L195 263V261H196V259H199L200 260V262H201V264H232L231 263V261L232 260H230V258L233 256V254H231V250H230V240H229V238L231 237V235H229L228 236V233H227V226L228 225H226L227 223H226V221H225V218H224V216L223 215H221V213H220V211L218 210V208L216 207V206H214L215 204H214V202H213V204H210L209 203V193L207 192V190L208 189H206L207 188V186L205 187L204 185V183H203V180H204V178H203V176H204V174H203V170L202 169H204V168H202L201 166L203 165H200L199 163H198V161H197V159H199L198 157H197V159H195L194 157H193V152H192V154L190 153L191 151H189L188 150V147H187V144H186V140H185V138H183L184 136H182V134L179 132ZM225 136H227V134L225 135ZM225 136H224V139H225ZM1 137V136H0ZM7 137H8V135H7ZM78 137V136H77ZM85 137H86V135H85ZM88 137V136H87ZM108 137H110V135L108 136ZM121 137V136H120ZM154 137V136H153ZM229 137V136H228ZM2 138V137H1ZM9 138V137H8ZM8 138H7V140H8ZM13 138V137H12ZM12 138H10V139H12ZM49 138V137H48ZM51 138H52V140L54 139L52 136H51ZM73 138V137H72ZM152 138V137H151ZM14 139V138H13ZM68 139V138H67ZM70 139H71V137H70ZM79 139V138H78ZM80 139H83V138H80ZM86 139V138H85ZM110 139V138H109ZM208 139V138H207ZM222 139V138H221ZM50 139H48V141H49ZM51 140V141H52ZM65 140H66V138H65ZM73 140V139H72ZM84 140V139H83ZM87 140H88V138H87ZM87 140H85L84 142H87ZM99 140V139H98ZM98 140H97V142H98ZM101 140H105V138L104 139H101ZM123 140V139H122ZM6 141V140H5ZM13 141V140H12ZM47 141V142H48ZM50 141V142H51ZM68 141V140H67ZM71 141V140H70ZM75 141H76V139H75ZM78 141H80V140H77L76 142L78 143ZM118 141H119V139H118ZM155 141V140H154ZM208 141V140H207ZM224 141V140H223ZM2 142V141H1ZM0 142V143H1ZM53 142L54 141H52V144L51 145H53ZM72 142V141H71ZM101 142V141H100ZM100 142H99V144H100ZM104 142V141H103ZM107 142H108V140H107ZM106 142V143H107ZM115 142V141H114ZM217 143H218V141H216ZM227 142V141H226ZM233 142H234V140H233ZM9 143H11L10 142V140H9ZM9 143H8V145H9ZM40 143H41V141H40ZM45 143V142H44ZM77 143H76V145H77ZM79 143H81V142H79ZM87 143V144H88ZM118 143V142H117ZM116 143V144H117ZM216 143V144H217ZM13 144V143H12ZM43 144V143H42ZM48 144V143H47ZM98 144V145H99ZM108 144V143H107ZM107 144H105V145H107ZM120 144V143H119ZM208 144V143H207ZM215 144V143H214ZM1 145V144H0ZM7 145V147H11V145L10 146H8ZM50 145V144H49ZM50 145V146H51ZM81 145V144H80ZM90 145V144H89ZM101 145H102V142H101ZM211 145V144H210ZM234 145V144H233ZM43 146V145H42ZM44 146H46V145H44ZM55 146V145H54ZM83 146V145H82ZM81 146V147H82ZM108 146H109V144H108ZM224 146V145H223ZM222 146V147H223ZM32 147V146H31ZM73 147H74V145H73ZM79 147V146H78ZM77 147V148H78ZM89 147V146H88ZM96 147H98L97 146V144H96ZM113 147H116V146H114L113 145ZM36 148H37V146H36ZM46 148V147H45ZM44 148V149H45ZM48 148H49V146H48ZM90 148H91V146H90ZM94 148H92L91 149V152H89L90 154H89V156H91V159H90V161L89 160H87V156L85 157L86 158V160L85 159H83V160H81V161H83L84 162V160H85V164H79L78 163V161H77V163L79 164V165H84V166H79L80 167V180H81V184H83L84 183V181H87V179H86V177L88 176V174L91 176V182H93V183H90L89 182V184H91L87 189H84L85 191H84V193L80 196V198H78V199H76V200H74V202L72 203V204H70V205H66V206H62L61 204V208H68V209H72L71 211H73V209H76V208H80V207H82V208H85L87 211H89L88 210V208H92L97 202H100L101 200H103V198L106 196V195H108V194H110L111 192H112V190H113V186L111 185V182H109V181H107V182H104V181H106L108 178H104V179H102L101 180V178L100 177H98L99 176V174L101 173V172H105L106 173V170L107 171H109L108 170V168H110V167H112V166H114L113 164H114V162H115V157L118 155V153H117V151H115V149H112V151H110L109 152V154L108 153H106V155L107 156H102V157H99V156H97L98 154H99V148H97V149H94ZM102 148V147H101ZM109 148V147H108ZM107 148V149H108ZM116 148H118V147H116ZM217 148V147H216ZM6 149V148H5ZM5 149H4V151H5ZM8 149V148H7ZM12 149V148H11ZM31 149V148H30ZM29 149V150H30ZM33 149V148H32ZM35 149V148H34ZM32 150L30 153H33V152H36L35 150H37V149H35V150ZM47 149V148H46ZM51 149V148H50ZM49 149V150H50ZM52 149H53V146H52ZM74 149V148H73ZM79 149V148H78ZM77 149V150H78ZM119 149V148H118ZM175 149V148H174ZM224 150H225V152L226 153H224L225 155H226V160L225 161H227L229 164H230V166H231V169L235 172V174H237V178H238V181L236 182L235 181V183H237V185H236V188L238 189V191H240V193H243V194H246L247 193V190L246 189H248L247 187H246V189H245V187H244V185H243V183H242V181H239L240 180V174H239V172H238V168H237V166H238V164L236 165L235 164V159H234V156H233V154H232V152H231V145L230 144H227L226 143V147L225 148H223ZM86 150H87V148H86ZM101 150V149H100ZM104 150V149H103ZM103 150H102V154H103ZM209 150H210V146H209ZM214 150V149H213ZM222 150V149H221ZM3 151V152H4ZM38 151V150H37ZM45 151V150H44ZM48 151V150H47ZM52 151V150H51ZM72 151V150H71ZM74 151H75V149H74ZM82 151V150H81ZM88 151V150H87ZM48 152H50V151H48ZM54 152V151H53ZM56 153H54V154H58L57 153V150L55 151ZM80 152V151H79ZM108 152V151H107ZM200 151H198V153H199ZM210 153H211V151H209ZM214 152V151H213ZM212 152V153H213ZM216 152V151H215ZM214 152V153H215ZM2 153V152H1ZM11 152L9 151V153H7V155L8 154H10ZM70 153H73V152H70ZM67 154V155H70L71 156V154ZM201 153V152H200ZM207 153H208V151H207ZM209 153V154H210ZM3 154V153H2ZM5 154V153H4ZM35 154V153H34ZM43 154V153H42ZM49 154V153H48ZM51 154V153H50ZM59 154L58 155H54L53 157L55 158L56 156L58 157L59 156ZM79 154V153H78ZM82 154V153H81ZM80 154V155H81ZM88 154V153H87ZM216 154H217V152H216ZM32 155V154H31ZM36 155V154H35ZM41 155V154H40ZM51 155H53V153L51 154ZM86 155V154H85ZM84 155V156H85ZM197 156H199V155H201V154H196ZM6 156V155H5ZM12 156V155H11ZM79 156V155H78ZM77 156V157H78ZM119 156V155H118ZM212 156V155H211ZM220 156V155H219ZM0 157H4V155L2 156H0ZM6 157H8V156H6ZM5 157V158H6ZM37 157H39L38 155H37ZM43 157V156H42ZM52 157V156H51ZM50 157V158H51ZM62 157V156H61ZM72 157V156H71ZM81 157H83V156H81ZM207 157H208V155H207ZM216 157V156H215ZM218 157V156H217ZM33 158V157H32ZM40 158H41V156H40ZM48 158V157H47ZM64 158H65V156H64ZM70 158V157H69ZM75 158V156L73 155V159ZM202 158V157H201ZM208 158H210V157H208ZM207 158V159H208ZM213 158V157H212ZM222 158V157H221ZM1 159V158H0ZM7 159V158H6ZM6 159H4V160H6ZM11 159H12V157H11ZM35 159H37V158H35ZM52 159V158H51ZM49 160V158H48V160H49V164H50V161H52V160ZM71 159V158H70ZM73 159H71V160H73ZM77 159V158H76ZM214 159V158H213ZM9 159H7V161H8ZM23 160V159H22ZM40 160V163H38V164H41V161H42V159H39ZM63 160V159H62ZM62 160H61V158L59 157V159H57V160H55V164H50V165H52V167H50L49 166V164H48V167H50V173L51 172H53V171H57V169L59 168V167H63V168H61L60 170H62V176H64V175H66L67 173H68V171L66 170V168L68 167V166H62L61 165V163H62ZM66 160V159H65ZM64 160V161H65ZM200 160V159H199ZM210 160V159H209ZM212 160V159H211ZM215 160H217V159H214V161ZM220 160H222V159H220ZM2 161V160H1ZM6 161V162H7ZM14 161V160H13ZM13 161H12V164H16V163H13ZM36 161V160H35ZM34 161V162H35ZM45 161V160H44ZM208 161V160H207ZM206 161V162H207ZM219 161V160H218ZM225 161H223V164H224V162ZM9 162V161H8ZM68 162V161H67ZM71 162V161H70ZM73 162H74V160H73ZM72 162V163H73ZM87 162V163H86ZM91 162V163H90ZM201 162V161H200ZM212 162V161H211ZM221 162V161H220ZM237 162V161H236ZM47 163V162H46ZM52 163V162H51ZM76 163V164H77ZM209 163V162H208ZM213 163V162H212ZM8 164V163H7ZM12 164L10 163V165H11V167H13V169H14V166H12ZM26 164V163H25ZM24 164V165H25ZM30 164V163H29ZM44 164V163H43ZM66 164V163H65ZM116 164V163H115ZM216 164V163H215ZM221 164V163H220ZM1 165V164H0ZM6 165V164H5ZM23 165V166H24ZM27 165H28V163L26 164V168H27ZM47 165V164H46ZM61 165V166H60ZM74 165V167H75V164H73ZM73 165L70 167L71 169L72 168H74L73 167ZM145 165V164H144ZM206 165V164H205ZM2 166H4V165H2ZM8 166H9V164H8ZM8 166L6 167V168H8ZM22 166V171H23V169H25V167H23ZM39 166V165H38ZM142 166V165H141ZM210 166H212L211 164H210ZM217 166V165H216ZM215 166V167H216ZM222 166V165H221ZM228 166V165H227ZM1 167V166H0ZM30 167V166H29ZM42 167V166H41ZM41 167H40V169H41ZM140 167V166H139ZM204 167V166H203ZM206 167V166H205ZM218 167H220V165H218ZM226 167V166H225ZM44 168V167H43ZM42 168V169H43ZM214 168V167H213ZM229 168V167H228ZM1 169L4 171V167H1ZM9 169V168H8ZM8 169H6V170H8ZM17 169V168H16ZM21 169V168H20ZM41 169V170H42ZM45 169V168H44ZM48 169V168H47ZM46 169V170H47ZM79 169V168H78ZM144 169V168H143ZM209 169V168H208ZM207 169V170H208ZM217 169H219V168H217ZM230 169V170H231ZM5 170V171H6ZM69 171H70V169H68ZM76 170V169H75ZM75 170H73V171H75ZM140 170V169H139ZM205 170V169H204ZM220 170L221 169H219V170H217V171H219L220 172ZM229 170V169H228ZM229 170V171H230ZM10 171V170H9ZM8 171V172H9ZM13 171V170H12ZM18 171V173H15V174H19L20 173V171H19V169L17 170ZM17 171H13V173L14 172H17ZM29 171H30V169H29ZM37 171V170H36ZM38 171H39V169H38ZM37 171V172H38ZM45 171V170H44ZM210 171V170H209ZM7 172V171H6ZM24 172V171H23ZM45 172H47V171H45ZM59 172V171H58ZM78 172V173H79ZM100 172V173H99ZM112 172H114V171H112ZM211 172H212V174H213V171L211 170ZM215 172V171H214ZM223 172H224V170H223ZM2 173V172H1ZM0 173V174H1ZM5 173V172H4ZM13 173H11V174H13ZM43 173V172H42ZM60 173V172H59ZM59 173H57L56 172V174L58 175ZM137 173V172H136ZM135 173V174H136ZM215 173H217V172H215ZM221 173V172H220ZM226 174H227V172H225ZM6 174V173H5ZM5 174H1V176L2 175H4L5 176ZM7 174H9V173H7ZM14 174V175H15ZM21 174H22V176H24V174L21 172ZM21 174H19V175H21ZM33 175L35 174L34 172L32 173ZM47 174V173H46ZM55 174V175H56ZM102 174V173H101ZM224 174V173H223ZM241 174H242V172H241ZM13 175V176H14ZM39 175V174H38ZM51 175H53L52 173H51ZM50 175V176H51ZM72 175V174H71ZM74 175H75V172H74ZM107 175V174H106ZM110 175H112V174H110ZM133 175H134V173H133ZM3 176V177H4ZM7 176V175H6ZM11 176V175H10ZM12 176V177H13ZM36 176V175H35ZM102 176H104V175H102ZM209 176H211V175H209ZM213 176V175H212ZM218 176V175H217ZM227 177H230V176H228V174L226 175ZM3 177H1L2 179H3ZM9 177V176H8ZM8 177H7V180H8ZM19 177V176H18ZM21 177V176H20ZM25 177V176H24ZM39 177V176H38ZM41 177V176H40ZM42 177H44V176H42ZM41 177V178H42ZM46 177V176H45ZM60 177H61V175H60ZM66 177H67V175H66ZM68 177H70V176H68ZM94 177H96V178H94ZM205 177V176H204ZM223 177V176H222ZM232 177H234V176H232ZM242 177H243V174H242ZM245 177V176H244ZM14 178L16 179L17 177L16 176H14ZM13 178V179H14ZM23 178V177H22ZM22 178H20V179H22ZM29 178V177H28ZM49 178H51V177H49ZM89 178V177H88ZM4 179H5V177H4ZM9 179H10V177H9ZM38 179V178H37ZM64 179V178H63ZM67 180H69L68 178H66ZM74 179H76V178H74ZM86 179V180H85ZM141 179V178H140ZM224 179V178H223ZM233 179V180H234ZM243 179H245V178H243ZM17 180V179H16ZM24 179H22V180H19V181H23ZM27 180V179H26ZM25 180V181H26ZM29 180V179H28ZM43 180V179H42ZM45 180V179H44ZM44 180H43V182H44ZM53 180V179H52ZM57 180V179H56ZM62 180V179H61ZM114 180V179H113ZM139 180V179H138ZM137 180V181H138ZM193 180H195V182L197 183V187H198V209L200 210V212H201V216H202V219H203V223L202 224H200L199 223V220H198V217H197V215L195 214V210H194V205H193V201H192V198H193V195H194V188H193ZM227 180H228V178H227ZM246 180V179H245ZM6 181V180H5ZM13 181V180H12ZM19 181L18 182H14V183H19ZM47 181H49V179L47 180ZM54 181V180H53ZM59 181L60 180H58V184H60L59 183ZM71 181V180H70ZM171 181V180H170ZM225 181V180H224ZM1 182V181H0ZM4 182V181H3ZM2 182V183H3ZM11 181L9 180L8 181V183H10ZM24 182V181H23ZM22 182V183H23ZM29 182V181H28ZM27 181L25 182V183H28ZM76 182V181H75ZM75 182H73V185H74V183ZM139 182V181H138ZM205 182V181H204ZM233 182V181H232ZM246 182V181H245ZM46 183V182H45ZM71 183V182H70ZM86 183V182H85ZM228 183H230V180H229V182ZM234 183V184H235ZM1 184V183H0ZM6 184V183H5ZM21 184V183H20ZM43 184V183H42ZM50 184V183H49ZM49 184H48V186H49ZM56 182L53 184V186H52V188L55 190V188H57V187H55L56 185ZM64 184H66V182L64 183ZM140 184V183H139ZM2 185H4V184H2ZM15 185V184H14ZM27 185H29V184H27ZM55 185V186H54ZM72 185V186H73ZM245 185H246V183H245ZM1 186V185H0ZM7 186V185H6ZM8 186H10V185H8ZM16 186V185H15ZM26 186V185H25ZM44 186V185H43ZM48 186L46 187L45 186V188L47 189L48 188ZM67 186V185H66ZM65 186V187H66ZM85 186H87V185H85ZM138 186V185H137ZM142 186V185H141ZM247 186V185H246ZM4 187V186H3ZM3 187H2V189H3ZM21 187H23L22 186V184H21ZM27 187V186H26ZM25 187V188H26ZM37 187V186H36ZM50 187V186H49ZM60 187V186H59ZM64 187V186H63ZM62 187V188H63ZM74 187V186H73ZM76 187V186H75ZM80 187H84V186H80ZM235 187V186H234ZM6 188V187H5ZM41 188H42V186H41ZM78 188H79V186H78ZM136 188V187H135ZM142 188V187H141ZM1 189V190H2ZM8 189V188H7ZM38 189V188H37ZM43 189V188H42ZM49 189V188H48ZM65 189V188H64ZM137 189V188H136ZM237 189H235L236 191H237ZM4 190V189H3ZM6 190V189H5ZM4 190V191H5ZM9 190H11V189H9ZM14 190H16V189H14ZM17 190L19 191V189L17 188ZM29 190V189H28ZM31 190V189H30ZM58 190H60V189H58ZM69 190H70V188H69ZM135 190V189H134ZM13 191V190H12ZM39 191V190H38ZM42 191V190H41ZM53 191V190H52ZM56 191H57V189H56ZM67 191H68V186H67ZM66 191V192H67ZM81 191V190H80ZM136 191V190H135ZM1 192V191H0ZM7 192H8V190L6 191V194L4 195V193H3V191H2V193H3V195L4 196H6L7 195ZM11 192V191H10ZM15 192V191H14ZM26 192H27V189H26ZM33 192V191H32ZM35 192V191H34ZM40 192V191H39ZM61 192V191H60ZM1 193V194H2ZM18 193V192H17ZM29 193V192H28ZM31 193V192H30ZM45 193H46V191H45ZM47 193H48V191H47ZM50 193H51V190H50ZM59 193V192H58ZM65 193V192H64ZM63 193V191H62V194H64ZM135 193V192H134ZM139 193H140V191H139ZM139 193H137V195L139 194ZM143 193V192H142ZM22 194V193H21ZM26 194V193H25ZM35 194H36V192H35ZM49 194V193H48ZM52 194V193H51ZM50 194V195H51ZM60 194V193H59ZM146 194V193H145ZM8 195H10L9 193H8ZM12 195H13V193H12ZM15 195H16V192H15ZM31 195H33V194H31ZM38 193L36 194V198L40 195H38ZM46 195V194H45ZM54 195V194H53ZM61 195V194H60ZM133 195V194H132ZM131 195V196H132ZM136 194H134V197H136L135 196ZM248 195V194H247ZM17 196V198H18V195H16ZM20 196V195H19ZM22 196V195H21ZM20 196V197H21ZM27 196V195H26ZM34 196V195H33ZM40 196H42V195H40ZM40 196H39V198H40ZM130 196V197H131ZM138 196H140L141 197V199H140V201H139V203H138V205H136V210L134 211V213H132V214H134L135 216H136V214H140V211L142 210V208H145V207H147V200H148V198H149V193L148 194H146L145 196H142V195H138ZM151 196V195H150ZM166 196V195H165ZM43 197V196H42ZM42 197L40 198V201L43 203L42 205H43V207H44V210H45V208L48 206V201L46 200V199H44L43 198V200H41L42 199ZM52 197V196H51ZM60 197V196H59ZM73 197V196H72ZM134 197H132V198H134ZM249 197V196H248ZM11 198V197H10ZM29 198V197H28ZM53 198V197H52ZM171 198V197H170ZM38 199V198H37ZM134 199H136V198H134ZM195 199V198H194ZM2 200H4L3 198H2ZM50 200V199H49ZM52 200V199H51ZM58 200V199H57ZM61 200V199H60ZM105 200V199H104ZM132 200V199H131ZM131 200L129 199V201L131 202ZM1 201V200H0ZM5 201V200H4ZM8 201V200H7ZM36 201V200H35ZM54 202H55V200H53ZM125 201V200H124ZM123 201V202H124ZM11 202V203H10ZM9 203L12 205V201H10ZM36 202H38V200L36 201ZM53 202V203H54ZM58 202V201H57ZM60 202V201H59ZM62 202V201H61ZM122 202V203H123ZM133 202V201H132ZM4 203V202H3ZM63 203V202H62ZM121 203V205H123ZM127 202H125L124 203V205H123V211H121V215H113V217H117V216H121V217H124V216H122V215H124L125 213H126V211H127V214L129 213L128 212V210H127V204H126ZM151 203V202H150ZM5 204V203H4ZM9 204V205H10ZM50 204V203H49ZM52 204V203H51ZM152 204V203H151ZM194 204H195V202H194ZM6 206H7V203L5 204ZM4 205V206H5ZM56 205V206H55ZM129 205V204H128ZM1 206H2V204H1ZM263 206V205H262ZM34 207V206H33ZM130 207H131V205H130ZM165 207V206H164ZM166 207H167V205H166ZM165 207V209H167ZM2 208H3V206H2ZM37 208V207H36ZM48 208V207H47ZM51 208H53L52 206H51ZM50 208V209H51ZM59 208H60V206H59ZM60 208V209H61ZM122 208V207H121ZM151 208V207H150ZM1 209V208H0ZM3 209H5V208H3ZM7 209V208H6ZM35 209V208H34ZM40 209V208H39ZM43 209V208H42ZM85 209H83V210H85ZM100 209V208H99ZM9 210V209H8ZM8 210H6V211H8ZM48 210H49V208H48ZM54 213H55V211L57 212V210H58V205L57 204H54ZM81 210V209H80ZM91 210V209H90ZM2 211V210H1ZM6 211H4V212H6ZM32 211V210H31ZM46 211V210H45ZM79 211V210H78ZM78 211H76V212H78ZM150 211V210H149ZM264 211V210H263ZM10 212V211H9ZM43 212V211H42ZM86 212V211H85ZM146 212H148V211H146ZM170 212V211H169ZM4 214L5 215V213H3V212H0V214ZM16 213V212H15ZM33 213V212H32ZM35 213V212H34ZM40 213V212H39ZM58 213V212H57ZM74 213H75V211H74ZM73 213V214H74ZM88 213V212H87ZM114 213H115V211H114ZM144 213V212H143ZM12 214V213H11ZM20 214V213H19ZM31 214V213H30ZM82 213H80L79 215H81ZM84 214V213H83ZM90 214V213H89ZM118 214V213H117ZM138 214V215H139ZM142 214V213H141ZM148 214V213H147ZM146 214V215H147ZM152 214V213H151ZM10 215V214H9ZM12 215H14V213L12 214ZM35 215H37L36 213H35ZM40 215V214H39ZM60 215V214H59ZM64 215V214H63ZM62 215V216H63ZM155 215H156V217H155ZM166 215H167V211H166ZM8 216V215H7ZM22 216V215H21ZM27 216V215H26ZM33 216V215H32ZM61 216V215H60ZM74 215H72L71 217H73ZM128 216V215H127ZM132 216V215H131ZM130 216V217H131ZM141 216V215H140ZM139 216V217H140ZM148 216H149V214H148ZM19 217H20V215H15V218L14 217H12V218H9V216H8V218H6V219H4V218H2V219H4V220H0V240H3V239H5V235H4V230H8V228H9V226H11L14 222H16L18 219H19ZM41 217V216H40ZM83 218L85 217V214H84V216H82ZM87 217V216H86ZM92 217V216H91ZM95 217H97V216H95ZM126 217V216H125ZM167 217V216H166ZM35 218V217H34ZM60 218V217H59ZM66 217H64L63 219H65ZM83 218H74V219H72V220H68V218L65 220V221H61V222H57V223H53L51 220L49 221V222H47V223H43L42 222V229H44L45 227H54L55 226V228L59 231V233H60V231H65V233H66V231H68L69 232V230H70V232H71V229H73L75 226H77V225H80L81 226V224L83 223V221H82V223L81 224H78L81 220H83ZM118 218V217H117ZM132 218H133V216H132ZM144 218V217H143ZM70 219V218H69ZM92 219V218H91ZM111 219V218H110ZM121 219H123V218H121ZM120 219V220H121ZM165 219V218H164ZM163 219V220H164ZM21 220V219H20ZM23 220H29V221H26L25 223H24V226H23V229H19V234L17 235V237H15L17 240H18V244H20V248L18 249V250H15V251H17L16 252V254L14 255V256H11V257H8V255H10L11 254V252H9L7 249H4V244H1V242H0V264H19V262L21 263V262H23L22 264H30V263H34L35 261H38V259L39 258H41L43 255L45 256V254H47V253H49V251H51V249H48V247L49 246H53L54 244H56L55 243V240H53V236H52V239L50 238V239H48V238H46V239H44L43 241H44V243H43V241L42 240H40V234H37L38 233V230L39 229H41V228H39L37 231H32V232H29V231H31V230H33L34 228L32 227V223L34 222V219L33 218H30V215H29V218H27V217H23ZM22 220V221H23ZM36 220V219H35ZM59 220V219H58ZM62 220V219H61ZM89 220V219H88ZM128 220V219H127ZM127 220H125L124 222H118V224H117V226H115V228L114 227H112L113 228V232L114 231H116L119 227H120V225L122 224H124V223H126L127 222ZM133 220H134V218H133ZM146 220V219H145ZM33 221V222H32ZM37 221V220H36ZM42 220H40V222H41ZM44 221V220H43ZM105 221H107V220H105ZM105 221H104V223H105ZM122 221V220H121ZM131 221V220H130ZM166 221V222H167ZM85 222L86 221H84V224H85ZM88 222H90V221H88ZM93 222V221H92ZM108 222H110V221H108ZM107 222V223H108ZM115 222V221H114ZM23 223V222H22ZM97 223V222H96ZM95 223V224H96ZM111 223V222H110ZM109 223V224H110ZM113 223V222H112ZM128 223H129V220H128ZM128 223H127V225H128ZM130 223H132V222H130ZM134 223V222H133ZM156 223V224H155ZM198 224L199 225V230H200V232H199V237L200 238H202V240L201 241H199L198 240V238H197V236H196V233L195 232H193V230H195L194 228H195V224ZM15 224V223H14ZM94 224V223H93ZM94 224V225H95ZM135 224H136V222H135ZM21 225V224H20ZM23 225V224H22ZM87 225V224H86ZM85 225V227H87ZM112 225V224H111ZM152 225V224H151ZM16 226V225H15ZM34 226V225H33ZM95 226H97V225H95ZM104 226V225H103ZM103 226H100V227H98V232H100V234L99 235H103L104 236V234H103ZM107 226V225H106ZM110 226V225H109ZM144 226V228H140V227H143ZM41 227V226H40ZM93 227V226H92ZM14 228V227H13ZM16 228H18V227H16ZM22 228V227H21ZM37 228V227H36ZM82 228V227H81ZM88 228V227H87ZM87 228H86V230H87ZM90 228V227H89ZM108 228V227H107ZM125 228V227H124ZM124 228H122V229H124ZM229 228V227H228ZM47 229H50V228H47ZM52 229V228H51ZM50 229V230H51ZM103 229V230H102ZM45 230H46V228H45ZM55 230V229H54ZM75 230V229H74ZM73 230V231H74ZM85 230V231H86ZM109 230H110V228H109ZM197 230V229H196ZM11 231V230H10ZM16 231H18V230H16ZM76 231V230H75ZM82 231V230H81ZM91 231V230H90ZM25 232V233H24ZM43 231L41 230V233H42ZM54 232V231H53ZM78 232V231H77ZM92 232V231H91ZM105 232H107V231H105ZM112 232V233H113ZM118 232V231H117ZM165 232V231H164ZM198 232V231H197ZM231 232V231H230ZM16 233V232H15ZM49 233V232H48ZM62 233V232H61ZM81 233V232H80ZM93 233V232H92ZM110 233V232H109ZM189 233H193V235H195V239H196V242H197V245H198V249L196 250L197 252V255L195 256L194 254L193 255H190V256H187V259L185 260V258H186V253H185V241H186V237L188 236V234ZM232 233V232H231ZM45 234H46V232H45ZM53 234V233H52ZM63 234V233H62ZM77 234V233H76ZM84 234H86V232L84 233ZM91 234V233H90ZM114 234H116L115 232H114ZM37 235V237H35ZM48 235V234H47ZM78 236H79V234H77ZM88 235V234H87ZM93 235H94V233H93ZM107 235V234H106ZM191 235V234H190ZM218 235H219V237H218ZM8 236V235H7ZM23 237L24 236V238L21 240V238L20 237ZM65 236V235H64ZM63 236V237H64ZM73 237L71 238L72 239V242L74 241V239H75V235H72ZM81 236V235H80ZM86 236V235H85ZM90 236V235H89ZM95 236V235H94ZM93 236V237H94ZM108 236V235H107ZM153 236V237H154ZM57 237H58V235H57ZM57 237H56V239H57ZM88 237V236H87ZM112 237V236H111ZM14 238V239H15ZM77 238V237H76ZM86 238V237H85ZM95 238H96V236H95ZM103 238H105V239H109L108 237H103ZM190 238V237H189ZM232 238V237H231ZM230 238V239H231ZM14 239L11 241V244H13V243H15V241H14ZM42 239V238H41ZM91 239H92V237H91ZM91 239H89V240H91ZM111 239V238H110ZM180 239V238H179ZM16 240V241H17ZM31 240H32V242H31ZM64 240H66V239H63V242H65ZM69 240V239H68ZM82 240V239H81ZM99 240V239H98ZM97 240V242H99ZM165 240V242H166V239H164ZM167 240V241H168ZM20 241V242H19ZM23 241V242H22ZM31 242V246L33 245V248H31V246H29V244H30V242ZM67 241V240H66ZM78 241H79V238H78V240H77V245H78ZM84 241V240H83ZM82 241V242H83ZM93 242L95 241V240H92ZM92 241H90V242H92ZM108 241V240H107ZM110 242H111V240H109ZM154 241V240H153ZM152 241V242H153ZM58 242V241H57ZM69 242V241H68ZM71 242V240H70V243H72ZM84 242H86V241H84ZM83 242V243H84ZM89 242V243H90ZM101 242V241H100ZM99 242V243H100ZM231 242H232V240H231ZM2 243H5L4 242V240H3V242ZM59 243V242H58ZM60 243H61V241H60ZM59 243V244H60ZM104 243V242H103ZM107 243V242H106ZM168 243V242H167ZM6 244V243H5ZM10 244V243H9ZM17 244V243H16ZM59 244H58V246H59ZM91 244V243H90ZM89 244V245H90ZM110 244V243H109ZM165 244V243H164ZM173 244V245H174ZM3 245V246H2ZM57 245V244H56ZM63 245V244H62ZM66 245V244H65ZM67 245H69V244H67ZM80 245V244H79ZM86 245V244H85ZM92 245V244H91ZM90 245V246H91ZM172 245V246H173ZM17 246V245H16ZM58 246H56V247H58ZM76 246V245H75ZM84 246V244L82 245V247ZM88 246V245H87ZM94 246V245H93ZM99 246V245H98ZM101 246H102V244H101ZM104 246V245H103ZM107 246V245H106ZM147 246V245H146ZM163 246V245H162ZM171 246V247H172ZM232 246H234V245H232ZM72 247V246H71ZM74 247V246H73ZM95 247V246H94ZM169 247V246H168ZM18 248V247H17ZM27 248H29V250L27 251L26 249ZM55 248V247H54ZM53 248V249H54ZM84 248V247H83ZM90 248V247H89ZM92 248V247H91ZM98 248H100V250H101V248L102 247H98ZM148 248V247H147ZM14 249V248H13ZM52 249V250H53ZM66 249V248H65ZM87 249V248H86ZM86 249H84V250H86ZM96 249V251H95V253L98 251V249L97 248H95ZM107 249V248H106ZM67 250V249H66ZM66 250H64V251H66ZM93 250V249H92ZM105 250V249H104ZM141 250V249H140ZM234 250V249H233ZM20 251H22L21 253H20ZM24 251H26V253H25V257H23L22 255H23V252ZM56 250H54V252H55ZM60 251V250H59ZM68 251V250H67ZM73 251V250H72ZM77 251V250H76ZM103 251V250H102ZM18 252L20 253V254H18ZM80 252V251H79ZM91 252V255H92V251H90ZM149 253H150V251H148ZM152 252L154 253V251L152 250ZM151 252V253H152ZM234 252V251H233ZM13 253H14V251H13ZM33 253V254H32ZM71 253V252H70ZM76 253V252H75ZM83 253V252H82ZM94 253V254H95ZM103 253H104V251H103ZM166 253V252H165ZM65 254H66V252H65ZM72 254H74V253H72ZM71 254V255H72ZM84 254V253H83ZM97 254H99V251H98V253ZM177 254V253H176ZM30 255L32 256V259L30 258ZM75 255H77V254H75ZM79 255H81V254H79ZM79 255L77 256V260H78V257H79ZM90 256V253L89 254H87V256ZM153 255V254H152ZM232 255V256H231ZM43 256V258H45ZM94 256V255H93ZM92 256V257H93ZM174 256H176V255H174ZM173 256V257H174ZM231 256V257H230ZM5 257H8V258H11V259H8V258H5ZM60 257H61V255H60ZM91 257V256H90ZM137 257V256H136ZM151 257V256H150ZM153 257V256H152ZM235 257V256H234ZM13 258H17V260L18 261H16V260H14V261H16V262H13L12 260H13ZM47 258V257H46ZM49 258V257H48ZM72 258H74V257H72ZM76 258V257H75ZM74 258V259H75ZM95 258V257H94ZM99 258V257H98ZM102 258V257H101ZM172 258V257H171ZM53 259H56V258H53ZM65 259H66V257H65ZM81 259V258H80ZM170 259V258H169ZM177 259V260H176ZM7 260H9V261H7ZM50 260V259H49ZM48 260V261H49ZM59 260H60V258H59ZM62 260V259H61ZM86 260V259H85ZM84 260V261H85ZM91 260V259H90ZM127 260V261H128ZM165 260H168V258H165ZM234 260V259H233ZM51 261H53L52 260V258H51ZM68 261H69V259H68ZM73 261H75V260H73ZM83 261V260H82ZM137 261V260H136ZM152 261V260H151ZM40 262V261H39ZM42 262V261H41ZM55 262V261H54ZM65 262H66V264L68 263L66 260H65ZM77 262V261H76ZM79 262V261H78ZM77 262V263H78ZM167 262V261H166ZM44 263V262H43ZM77 263H75V264H77ZM88 263V262H87ZM86 263V264H87ZM152 263V262H151ZM165 263V262H164ZM54 264V263H53ZM57 264V263H56ZM59 264V263H58ZM63 264V263H62ZM80 264V263H79ZM153 264V263H152ZM154 264H158V260H157V258H154ZM166 264V263H165Z\"/></svg>", "mask_w": 264, "mask_h": 264}]
</instances>
